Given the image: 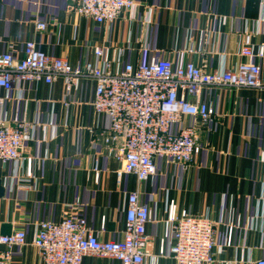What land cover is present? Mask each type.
Instances as JSON below:
<instances>
[{
  "label": "crops",
  "instance_id": "0c3cea01",
  "mask_svg": "<svg viewBox=\"0 0 264 264\" xmlns=\"http://www.w3.org/2000/svg\"><path fill=\"white\" fill-rule=\"evenodd\" d=\"M74 1L0 0V54L21 58L25 41L33 40L47 54L83 64L95 46H120L122 60L134 65L162 57L174 63L190 60L211 71L251 60L260 64L264 76V60L240 52L245 45H264V0H137L132 16L123 11L106 24L73 12ZM37 21L45 28L36 29ZM94 85L92 79H81L66 92L63 79L57 78L52 84L0 88V114L6 119L17 114L33 126V139L23 146L32 160L27 191L18 182L27 177V165L0 162V234L6 224L10 232L24 229L27 235L26 245L12 248L10 264H43L31 244L40 220L80 216L99 238H120L126 197L136 189L150 206L146 230L154 236L152 257L144 264H175L158 257L159 239L168 229L165 194L179 215L212 222L213 264L264 257V89L202 88L200 101L215 111L213 120L200 128L202 150L187 168L156 159V174L138 186L131 174L122 173L118 180L120 163L104 153L101 132L109 120L91 109ZM81 264L119 263L85 256Z\"/></svg>",
  "mask_w": 264,
  "mask_h": 264
},
{
  "label": "built area",
  "instance_id": "2783aa9c",
  "mask_svg": "<svg viewBox=\"0 0 264 264\" xmlns=\"http://www.w3.org/2000/svg\"><path fill=\"white\" fill-rule=\"evenodd\" d=\"M137 0H75L71 10L98 24L117 19L123 11L132 16ZM38 30L45 28L37 21ZM111 52V55H110ZM192 53V46L188 48ZM246 58L264 60V45L257 49L245 45L240 50ZM125 50L117 46H95L91 58L72 64L67 58L47 54L33 40L25 41L21 58L11 52L0 54V88L10 91L19 83L52 84L63 79L66 92L81 79L95 83L90 106L97 116L109 120L101 132L104 153L117 160L122 173L135 177L138 186L157 172L156 159L163 158L187 168L202 150L200 128L214 118L213 106L200 101L204 87L264 89L260 64L251 60L234 68L204 70L193 61L174 63L167 58L152 57L145 63L123 61ZM0 98V104H3ZM190 121L186 122L185 119ZM33 139V126L24 117L4 118L0 114V162L27 165V177L18 179L27 191L29 165L23 154L25 142ZM94 162V181L99 173ZM264 201V199H262ZM167 235L159 239L158 257L175 264H213L216 258V230L207 217L179 215L176 203L165 194ZM151 221L150 206L140 199L139 189L126 197L124 227L120 238L101 239L83 217L71 214L59 220L37 222L31 244L43 264H81L85 256L114 260L119 264H144L152 257L154 236L147 233ZM27 243L24 229L0 234V264H10L13 247ZM221 251V250H220ZM243 264H264V257L245 260Z\"/></svg>",
  "mask_w": 264,
  "mask_h": 264
},
{
  "label": "water",
  "instance_id": "95a60500",
  "mask_svg": "<svg viewBox=\"0 0 264 264\" xmlns=\"http://www.w3.org/2000/svg\"><path fill=\"white\" fill-rule=\"evenodd\" d=\"M4 195V186L2 185V182L0 180V198ZM10 233V229L9 226L6 224H3L1 226V234H9Z\"/></svg>",
  "mask_w": 264,
  "mask_h": 264
}]
</instances>
